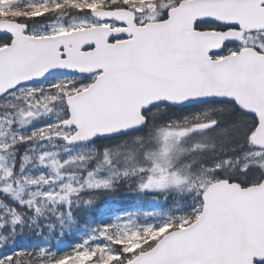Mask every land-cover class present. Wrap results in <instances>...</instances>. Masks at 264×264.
Returning a JSON list of instances; mask_svg holds the SVG:
<instances>
[{
  "label": "snow or ice",
  "instance_id": "snow-or-ice-1",
  "mask_svg": "<svg viewBox=\"0 0 264 264\" xmlns=\"http://www.w3.org/2000/svg\"><path fill=\"white\" fill-rule=\"evenodd\" d=\"M0 264H264V0H0Z\"/></svg>",
  "mask_w": 264,
  "mask_h": 264
}]
</instances>
